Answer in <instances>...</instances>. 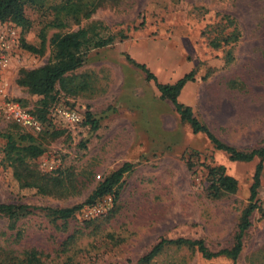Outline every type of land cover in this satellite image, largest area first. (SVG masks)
Wrapping results in <instances>:
<instances>
[{
    "label": "rangeland",
    "instance_id": "rangeland-1",
    "mask_svg": "<svg viewBox=\"0 0 264 264\" xmlns=\"http://www.w3.org/2000/svg\"><path fill=\"white\" fill-rule=\"evenodd\" d=\"M57 0L25 6L29 22L15 31L9 65L1 81L6 97L29 112L35 97L15 84L18 71L46 63L48 40L58 30L49 7ZM98 23L101 35L115 37L111 45L86 53L73 76H86L88 87L76 98L55 88L53 105L77 108L97 121V128L53 122L29 132L0 113V132L32 137L41 153L36 169L59 177L67 189L43 196L17 188L10 171L0 167V202L46 209L79 206L70 217L58 218L46 209H32L14 225L0 215V256L20 260L36 251L38 264H134L161 238L201 239L210 251L230 248L241 210L247 205L257 157L227 160L204 134L180 123L168 102L159 99L153 82L124 57L144 66L158 84H174L190 71L178 103L190 108L223 144L248 151L264 147V0H106L87 20L66 30ZM5 27V28H6ZM45 30V50L34 56L20 50L38 45ZM236 42L212 49L210 41ZM122 35L123 40H119ZM43 128V125H42ZM53 128L62 129L50 137ZM5 139L0 136V150ZM190 163V166L188 165ZM122 163L130 164L117 184V197L99 213L84 217L82 203L96 185ZM221 165L237 182L234 194L211 197L206 191L207 166ZM256 193V208L244 232L236 264H264V158ZM97 199L94 201H98ZM225 257L203 259L195 248L165 246L146 264H228Z\"/></svg>",
    "mask_w": 264,
    "mask_h": 264
},
{
    "label": "trees",
    "instance_id": "trees-1",
    "mask_svg": "<svg viewBox=\"0 0 264 264\" xmlns=\"http://www.w3.org/2000/svg\"><path fill=\"white\" fill-rule=\"evenodd\" d=\"M106 0H57V3L50 6L52 20L45 28L58 30L53 33L48 40V57L46 63L38 68L26 71H18L15 84L25 90L28 95L36 98L32 111L28 114L40 121L45 126H51L52 120L48 117L49 108L55 103V88L63 95L76 98L88 87L87 77L77 78L73 74L81 68L86 53L90 50L100 49L111 45L115 37L101 35V27L98 23L89 24L86 27H79L75 32L66 30L77 27L81 20H87L90 15ZM40 0H0V23L10 22L25 34L29 29V22L22 16L25 6H36ZM41 29L38 33V45H26L20 40V50L34 56L42 55L45 50V30ZM119 40H123L119 35ZM237 33L235 30L226 38H215L209 43L214 50L221 47L226 48L229 44L236 42ZM127 65L133 66L145 76V81L153 82L159 93V99L168 102L172 112L180 123H186L192 133L204 134L212 147L216 150H222L227 156V160L249 161L252 157H257L258 161L254 164L252 182L249 186L247 205L240 212L239 221L236 226L235 235L230 248L210 251L201 239L177 238L174 240L161 238L154 243L150 249L139 256L134 264H146L151 258L157 255L165 246L189 247L195 248L203 259H210L215 256L225 257L234 264L236 257L242 248V239L244 232L250 225V213L256 208V193L259 186V176L262 169L260 160L264 158V147L255 148L248 151L236 149L235 147L223 144L215 137L208 127L200 120L196 119L189 107L180 105L178 98L182 89L187 83L194 81V72L190 71L182 76L174 84H158L155 77L144 66L134 63L127 57H124ZM17 102V101H15ZM83 122L88 123L92 129L97 128V121L92 119L88 113L83 112ZM30 132V131H29ZM28 132V133H29ZM62 129L53 128L50 137L53 139L59 136ZM0 136L5 139V143L0 150V167L10 171L11 179L21 190H33L36 194L49 196L61 195L65 193L67 186L57 176H51L48 173L40 172L36 169L32 160L38 156L42 150L41 146L35 144L31 136L18 134V132L5 133L0 132ZM190 166V163L188 162ZM130 164L122 163L115 170L106 175L88 195L82 203L90 205L103 196L111 195L117 197V184L122 176L130 171ZM206 191L213 198L234 194L237 188V182L232 177L225 174L224 168L219 165L207 166L205 172ZM79 206L73 208L46 209L44 207H26L17 206L11 203L0 202V215H4L11 225L14 220L20 216L28 215L32 209H46L58 218H68ZM0 264H38L36 251L31 250L23 254V258L17 260L10 255L0 256Z\"/></svg>",
    "mask_w": 264,
    "mask_h": 264
},
{
    "label": "built area",
    "instance_id": "built-area-1",
    "mask_svg": "<svg viewBox=\"0 0 264 264\" xmlns=\"http://www.w3.org/2000/svg\"><path fill=\"white\" fill-rule=\"evenodd\" d=\"M5 27L4 23H0V113L4 119L17 123L25 131L39 132L42 129V123L28 114L27 111L21 109L16 102L9 100L4 92L1 77L8 69L16 40L15 31L12 28ZM48 112V117L53 122H63L70 126L76 125L83 120L77 108H70L69 106L52 105ZM109 203L110 197L107 196L102 201L98 200L90 205L82 206L80 213L84 217L94 215L99 213Z\"/></svg>",
    "mask_w": 264,
    "mask_h": 264
},
{
    "label": "crops",
    "instance_id": "crops-1",
    "mask_svg": "<svg viewBox=\"0 0 264 264\" xmlns=\"http://www.w3.org/2000/svg\"><path fill=\"white\" fill-rule=\"evenodd\" d=\"M215 257H220V256H215ZM212 258H214V257H212ZM226 260L228 261V264H230V261L228 259H226ZM236 262H237V257H236V260H235L234 264H236Z\"/></svg>",
    "mask_w": 264,
    "mask_h": 264
}]
</instances>
